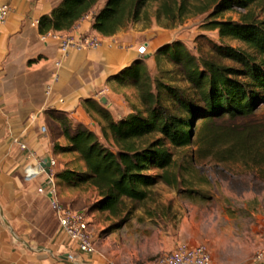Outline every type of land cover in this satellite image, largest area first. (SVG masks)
Wrapping results in <instances>:
<instances>
[{
  "label": "trees",
  "instance_id": "1",
  "mask_svg": "<svg viewBox=\"0 0 264 264\" xmlns=\"http://www.w3.org/2000/svg\"><path fill=\"white\" fill-rule=\"evenodd\" d=\"M101 1L104 4L97 9ZM150 1L60 0L49 14L38 19L37 30L40 36L69 32L97 9L91 30L102 37H112L130 23L140 21ZM263 2L216 1L203 24L205 30L218 31L221 38L241 42L253 52L228 46L215 48L217 54L235 62L239 68L198 59L181 42L174 41L157 49L156 55L166 57L178 69L185 88L158 79L152 81L144 75L143 60L136 59L108 81L133 86L139 95L141 111L114 120L95 100L82 101L103 122L100 133L104 139L111 138L116 151L106 147L87 126L74 125L66 113L50 110L49 115L59 125L66 142L64 146L55 144L54 153H74L84 167V171L66 168L57 171L55 178L70 187L94 188L98 199L91 210L118 216L123 212L124 199L141 203L158 183L172 186L177 182L169 173L174 164L171 149L195 143L209 149L223 146L225 159L257 160L254 147L262 144L260 130L220 127L217 122L250 117L264 104V22L248 14L240 16L238 21L222 20L220 15L233 8L246 10Z\"/></svg>",
  "mask_w": 264,
  "mask_h": 264
},
{
  "label": "crops",
  "instance_id": "2",
  "mask_svg": "<svg viewBox=\"0 0 264 264\" xmlns=\"http://www.w3.org/2000/svg\"><path fill=\"white\" fill-rule=\"evenodd\" d=\"M1 1L10 5L11 12L0 28V264H113L99 250L94 255L80 254L75 261L67 259L70 243L59 229L47 196L37 191L45 186L47 174L25 180L23 172L37 168L47 157L57 163L54 174L65 168L76 170V165L82 171L83 163L76 154L54 153L55 144L64 146L66 142L49 111H62L74 125L87 126L88 114L81 102L101 100L103 95L117 97V84L108 79L136 60L134 42L123 31L112 37L92 31V13L60 34L91 32L101 45L62 55L56 41H43L37 26L31 25L60 0ZM41 126L45 132L40 131ZM58 181L55 178L57 190L65 188V205L74 210L88 208L86 185L63 187ZM238 221L225 218L224 228L218 233L210 230L203 237L182 224L183 232L173 249L203 245L212 264H257L253 256L264 248V236L254 228L244 237ZM184 229L190 238L185 237Z\"/></svg>",
  "mask_w": 264,
  "mask_h": 264
},
{
  "label": "rangeland",
  "instance_id": "3",
  "mask_svg": "<svg viewBox=\"0 0 264 264\" xmlns=\"http://www.w3.org/2000/svg\"><path fill=\"white\" fill-rule=\"evenodd\" d=\"M216 1L219 0H152L144 7L140 21L130 23L119 31L132 38L134 50L141 45L146 46V54L137 56L143 60L144 75L152 81L158 79L180 88L186 87L185 83L180 82L178 69L166 57L156 55L157 49L174 41L181 42L198 59L239 68L235 62L217 54L215 48L228 46L250 54L253 52L241 42L221 38L218 31L203 28ZM103 4L104 1H101L97 9ZM92 13L88 16L91 17ZM246 14L258 22H264V2L252 4L246 10L233 8L222 13L220 19L238 21L240 16ZM89 33L88 36H93ZM115 88L117 97L103 95L106 104L95 99L110 112L114 120L142 110L138 92L133 86L117 84ZM81 106L88 114L87 127L99 136L106 147L116 151L111 138L104 139L100 133L103 122L82 102ZM217 125L239 130H260L257 133L263 135L262 144L254 147L258 159H225L223 146L209 149L201 148L198 143L186 148L171 149L174 164L169 173L177 182L172 186L158 183L141 203L124 199L123 212L118 216L92 211L91 206L98 197L96 191H89L90 186L86 185L84 192L89 201L88 208L75 211L88 214L96 248L103 255L109 256L113 264L156 262L161 256L175 250L173 244L178 234L183 232L182 224L185 229L203 237L210 230L218 233L224 228L225 218L236 219L244 230V237L246 231L254 228H257L259 235L264 236V104L250 117L224 120L217 122ZM74 169L80 168L76 165ZM58 183L65 187L61 180ZM63 189L60 192L57 190L58 198L65 207L74 211L64 204ZM188 219L192 224L188 225ZM185 229L184 235L188 239L190 237Z\"/></svg>",
  "mask_w": 264,
  "mask_h": 264
},
{
  "label": "built area",
  "instance_id": "4",
  "mask_svg": "<svg viewBox=\"0 0 264 264\" xmlns=\"http://www.w3.org/2000/svg\"><path fill=\"white\" fill-rule=\"evenodd\" d=\"M11 12L10 5L0 0V28L6 22ZM86 16L85 18H87ZM32 26H37V21L31 23ZM85 33H68L62 35L60 33H48L41 36L44 41L50 38L56 41L59 45V51L62 55H66L70 50H94L101 45V40L96 35L88 36ZM137 56L146 54V46L141 45L136 50ZM41 132H45V127H40ZM24 148V146H22ZM43 161H41L42 163ZM57 163L50 159L49 174L44 187L38 188V193L46 195L49 201L50 209L57 220L58 226L62 234L70 243L67 259L75 261L80 254L94 255L97 253L96 244L88 220V214L84 211H73L65 207L58 198L57 185L53 169ZM44 170L37 168H27L23 172L25 180H31L41 174ZM253 261L257 264H264V248L257 251L253 256ZM155 264H212L211 255L203 245L189 247L181 245L174 251L169 252L158 258Z\"/></svg>",
  "mask_w": 264,
  "mask_h": 264
},
{
  "label": "water",
  "instance_id": "5",
  "mask_svg": "<svg viewBox=\"0 0 264 264\" xmlns=\"http://www.w3.org/2000/svg\"><path fill=\"white\" fill-rule=\"evenodd\" d=\"M138 59V58H137ZM100 102L102 104H106V99L101 98ZM40 167L44 170L46 174H49V167H50V158L47 157L43 160V162L40 164Z\"/></svg>",
  "mask_w": 264,
  "mask_h": 264
}]
</instances>
